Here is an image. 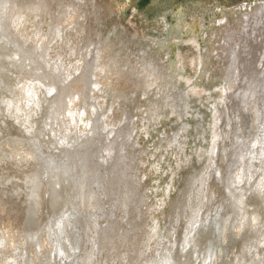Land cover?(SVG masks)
I'll use <instances>...</instances> for the list:
<instances>
[{
  "label": "water",
  "instance_id": "1",
  "mask_svg": "<svg viewBox=\"0 0 264 264\" xmlns=\"http://www.w3.org/2000/svg\"><path fill=\"white\" fill-rule=\"evenodd\" d=\"M33 1L0 0V205L5 204L2 215L9 217L5 224L18 246L28 248L24 263L264 264V195L256 186L264 174V21L250 25L258 31L243 69L236 65L225 74L233 86L221 99L231 104L228 111L222 108L227 123L219 132L215 154L202 173L206 162L191 169L189 187L161 238L155 239L145 219L153 203L137 175L138 159L128 155L133 148L128 138L133 128L129 107L115 127L110 120L112 125L95 127L102 123L98 113L87 136L62 132L67 85L69 94L79 93L82 99L89 97L91 86L68 84L67 63L50 61L48 47L46 52L30 43L35 54L32 66L23 46L29 43L21 40L15 46L9 14L14 7L23 6V11L33 6ZM75 4V10L82 6L79 0ZM90 10L84 26L96 18ZM95 28L89 40L98 35ZM10 46L17 50L13 55ZM248 48L237 51V63ZM89 53L100 68L93 59L97 50ZM111 58L112 71L102 78L112 79L113 87L121 85L117 68L128 70V62L137 74L130 60ZM83 73L74 82H85L84 75L91 74L89 63ZM127 95V101L117 100L132 106L134 95ZM155 95L154 101L162 99ZM199 178L206 183L204 189ZM122 212L126 220L119 216Z\"/></svg>",
  "mask_w": 264,
  "mask_h": 264
},
{
  "label": "rangeland",
  "instance_id": "2",
  "mask_svg": "<svg viewBox=\"0 0 264 264\" xmlns=\"http://www.w3.org/2000/svg\"><path fill=\"white\" fill-rule=\"evenodd\" d=\"M88 1L85 5L87 10L91 9L96 15L91 26L96 27L98 34L90 40L89 37L94 36L92 28L87 29L90 34L86 33L89 35L86 40L76 36V27L88 20L79 17L83 9L81 6L75 10L76 4H72L75 0H60L51 8L49 15H43L35 22L31 14H26L22 15L25 16L22 22H11V25L17 28L14 32L20 41L29 43L23 46L25 52L29 51L27 54L32 66L35 54L30 43L38 45V49L41 45L43 51L48 47V58L53 63L57 60L67 63L68 84H90V95L83 99L79 93L69 94L67 85L69 101L63 117L60 114L61 130L67 136H87L92 132L98 113L102 123L97 122L95 127H103L105 123L112 125L108 120L114 124L111 127H115L122 117L126 118V108L129 107L133 128L128 138L133 148L131 151L128 149V155L138 159L137 175L146 191L145 196L153 203L149 216L145 217L150 221V234L155 239L161 238L168 219L172 220L173 212L189 187L187 176H190L191 169L206 162L200 171L202 173L219 145V132L225 129L227 123L226 114L220 110L225 107L228 111L227 107L231 104L229 99L225 101L221 97L233 86L226 78V72L228 69L231 72L236 65L243 69L252 37L258 31L257 26L250 25L264 21V0ZM102 4L107 13H101ZM86 15L89 16L88 13ZM86 41L89 42L83 44ZM248 46L237 63V51L240 49L243 53ZM90 49L97 50L98 55H94L93 59L97 60L100 68L95 67V61L90 58L92 56H88ZM112 55L122 62L130 60L137 73L134 75L133 69H129L130 62L127 63L128 70L117 68L121 85L116 84L115 87L112 86V79L102 78L112 71ZM88 63L91 74L84 75L86 83L74 82L78 81L81 73H87L83 71H86ZM148 82L150 88L145 89ZM130 92L134 95L132 106L129 101L117 100L124 97L127 101ZM155 93L162 99L154 101ZM165 98L169 100L165 101ZM153 109L157 115L152 117L150 113ZM121 135L123 137V133ZM197 180L204 189L206 183L203 179ZM256 186L264 194V174H261ZM202 189L197 192L198 195H201ZM1 194L5 196L2 191ZM17 200L16 195L15 205L20 204ZM4 208L5 204L1 203L0 264H25V249L28 248L26 244L22 248L18 246L11 228L5 224L9 217L2 215L3 211H7ZM119 216L122 220L127 219L123 212ZM153 245L150 243V246ZM19 248L23 255L18 254Z\"/></svg>",
  "mask_w": 264,
  "mask_h": 264
},
{
  "label": "bare ground",
  "instance_id": "3",
  "mask_svg": "<svg viewBox=\"0 0 264 264\" xmlns=\"http://www.w3.org/2000/svg\"><path fill=\"white\" fill-rule=\"evenodd\" d=\"M60 0H35V1H33V2H35L34 3V5L33 6H27L29 9H27V8H24V10L23 11H21L22 10V8H23V6H18L17 8L16 7H14L15 5H13L12 4V7H14V10H13V12H11L9 15H10V17H9V23H10V26H11V28H12V31H13V37L15 38V39H17V40H14V43H15V46L17 45L18 46V41H20V37H18L17 36V33L16 32H14V29H17L16 27H12V25H11V22L13 23V24H15V22H14V19L11 17V15H13V16H15V15H17V14H23V15H26V14H29V10H31V9H35L38 13H39V15H40V12H45V13H47L49 10H51V8L53 7V6H55L58 2H59ZM63 1V0H62ZM65 1V0H64ZM84 2V4L82 3V11L80 12V18L82 17V18H86L85 16H86V14L88 13V10H87V6H85V5H87V2L89 3V1L88 0H83ZM9 2H12V1H9ZM75 3V2H74ZM61 5V4H60ZM91 5V4H90ZM90 5H88V6H90ZM98 5V4H97ZM95 7V6H94ZM59 8V7H58ZM73 8V7H72ZM101 13H107L108 11H107V9H106V7H105V5L104 4H102L101 5ZM20 16V15H19ZM86 19H88V18H86ZM81 20V19H80ZM76 24V23H75ZM82 25V24H81ZM89 25V26H88ZM91 26V22H89L88 24H86V26L84 27V25H83V27L84 28H86L85 29V31L87 32V29L89 28ZM79 27V26H78ZM77 28V27H76ZM15 46H13V47H11L10 46V54L11 55H13V53L15 54L16 52H17V50H16V48H15ZM135 78V77H134ZM222 108H224V107H222ZM221 112H223V110L221 109ZM219 114H220V112H219ZM224 114V113H223ZM226 118V117H225ZM216 130H218V128L216 129ZM215 146V145H214ZM215 148V147H214ZM213 148V149H214ZM260 193V192H259Z\"/></svg>",
  "mask_w": 264,
  "mask_h": 264
},
{
  "label": "flooded vegetation",
  "instance_id": "4",
  "mask_svg": "<svg viewBox=\"0 0 264 264\" xmlns=\"http://www.w3.org/2000/svg\"><path fill=\"white\" fill-rule=\"evenodd\" d=\"M72 1V0H71ZM72 4H75V3H72ZM14 5V4H13ZM30 12H29V14H31L32 16H31V18L33 19V22H35V21H37L39 18H41L43 15H49V12H50V10L47 12V13H45V12H40V15H39V13L35 10V9H31V10H29ZM20 15V16H19ZM23 14H17V15H15V16H13V15H11V17L14 19V22H22L23 20H24V17L25 16H22ZM83 27V25H80L79 27H77L76 28V32H77V37H78V39H83V35H86V33L87 34H89V32H83L82 30H85L86 28H83L82 30L80 29V28H82ZM90 29L92 28V26H90L89 27ZM145 82H146V80H145ZM136 83V82H135ZM144 85V84H143ZM150 88V83L148 82L147 84H146V86H145V89H149ZM197 94H199V91H198V93ZM169 95V94H168ZM167 97V96H166ZM169 98V97H168ZM166 99L165 98V101H167V100H169V99ZM221 111V110H220ZM157 112H156V110H154L153 109V111H151V113H150V115L153 117L155 114H156ZM222 113V112H221ZM157 115V114H156ZM260 194H261V191H260ZM261 195H264V194H261ZM261 252H262V250H260V252H259V254H261Z\"/></svg>",
  "mask_w": 264,
  "mask_h": 264
},
{
  "label": "trees",
  "instance_id": "5",
  "mask_svg": "<svg viewBox=\"0 0 264 264\" xmlns=\"http://www.w3.org/2000/svg\"><path fill=\"white\" fill-rule=\"evenodd\" d=\"M144 1L146 2V1H149V0H144Z\"/></svg>",
  "mask_w": 264,
  "mask_h": 264
}]
</instances>
